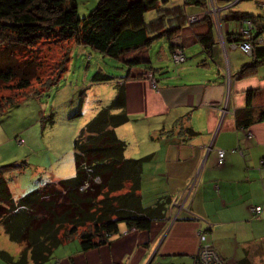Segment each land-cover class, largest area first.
I'll use <instances>...</instances> for the list:
<instances>
[{
    "label": "crops",
    "instance_id": "1",
    "mask_svg": "<svg viewBox=\"0 0 264 264\" xmlns=\"http://www.w3.org/2000/svg\"><path fill=\"white\" fill-rule=\"evenodd\" d=\"M260 3L264 2L251 4L256 12L247 8L233 12L259 16ZM228 16V12L224 14L225 20H232ZM236 29L234 23L224 24V34ZM207 30V23L185 25L171 39L186 56L176 76L163 74L165 62L161 61L171 59V51L164 49L155 56L156 65L151 64L154 82L146 77L148 69H130L133 78L124 80L129 121L115 128L116 135L127 142V157L149 156L142 165L140 182L145 205L161 196L174 198L197 177L195 187L183 198L187 210L180 211L174 221L169 217L154 221L148 230L127 229L120 224V231L108 244L87 251L80 250L79 241L69 245L67 240L44 264H192L200 230L227 264H264V163H260L264 160V120H260L264 63L238 78L252 57L226 46V40L224 53L216 44L212 57L206 55L197 37ZM195 44L196 50H190ZM151 50L150 46L132 55L152 62ZM249 91H253V121L244 129L237 126L235 112L245 108ZM186 127L196 134H186ZM238 147L243 155L237 152ZM216 149L225 150L221 165ZM5 157L0 154V163ZM255 206H261L257 216L251 211ZM175 212V208L169 210L168 216ZM21 249L22 245L11 242L0 228V250L16 257ZM0 264L7 263L0 258Z\"/></svg>",
    "mask_w": 264,
    "mask_h": 264
},
{
    "label": "trees",
    "instance_id": "2",
    "mask_svg": "<svg viewBox=\"0 0 264 264\" xmlns=\"http://www.w3.org/2000/svg\"><path fill=\"white\" fill-rule=\"evenodd\" d=\"M78 2L0 0V91L13 88L21 92L39 78L41 62L33 53L42 42L60 47L69 45L59 74L67 70L70 53L76 45L88 46L104 57L117 59L128 69L126 75L116 80L101 69L92 75L91 84L113 82L115 94L108 102H100L96 114L76 135L73 176L48 181L15 196L6 174L26 164L14 161L0 165V228L11 242L22 245L16 257L0 250V258L7 264H44L58 246L74 235L78 237L80 250L87 251L108 244L120 231V224L127 229L148 230L154 221L169 217L171 197H158L150 205L143 203L142 165L149 156L127 157V142L116 135L115 128L129 121L124 80L133 78L130 69L142 66L153 75L152 62L132 53L166 38L172 60L175 49L183 52L181 46H173L171 39L186 25L185 17L191 13L186 6L197 7L195 11H198L205 0H183L181 6L173 7H162L161 0H97L84 16L79 15ZM151 10L155 15L146 20L145 14ZM228 15L236 27L242 17L251 16L233 11ZM207 24V32L198 35L197 42L202 52L212 57L217 43L213 26ZM224 40L228 41L226 46L238 42L237 29L225 33ZM249 57L251 64L242 66L238 78L264 63V47L255 48ZM59 76L47 85L56 84ZM252 93H247L245 108L235 112L239 128L247 129L253 121ZM21 100L0 98V116ZM74 115H80V111ZM260 120H264V106ZM184 130L190 136L196 134L191 127Z\"/></svg>",
    "mask_w": 264,
    "mask_h": 264
},
{
    "label": "rangeland",
    "instance_id": "3",
    "mask_svg": "<svg viewBox=\"0 0 264 264\" xmlns=\"http://www.w3.org/2000/svg\"><path fill=\"white\" fill-rule=\"evenodd\" d=\"M96 2L97 0H79V15L88 14ZM255 2H264V0H242L232 6L231 12L236 8H247L250 13L256 12V9L251 7ZM182 4L183 0H161L162 7ZM191 8L195 7L186 6L188 12L192 11ZM154 13L152 10L148 11L145 14L146 20L153 17L151 15H155ZM225 13L227 11L224 10L221 26L223 33L225 23H234L236 28L233 20H225ZM187 18L186 16L185 20ZM209 21L210 19L205 18L198 22H186V25L195 27ZM213 27L216 32L214 39L224 53L226 47L218 36L220 32L214 25ZM187 32L184 31L183 35L188 36ZM262 44L264 42L256 46ZM195 45L193 49H189L196 50L198 44ZM38 47L39 50H35L38 52L34 51L33 54H37L38 62H41L39 78L33 80L31 86L24 91L19 92L13 88H4L0 91V98L22 99L0 116V154L7 155L0 165L14 161H24L26 164L21 169H15L7 174L9 188L15 196L38 188L48 181L73 176V141L83 125L96 114L100 101L108 102L114 92L113 82L91 84L92 75L96 70L101 69L115 76L116 80L126 75L128 71L117 59L104 57L88 46L76 45L70 53L67 70L64 74H59L69 45L60 47V44L42 42ZM151 47L152 63L156 65L155 56L161 55L163 51L166 53L169 51L166 38L157 39ZM161 62H165L163 68L166 71L163 74L171 76H176L178 67L182 65V63H174L171 59ZM58 75L60 76L56 84L47 85L56 77L58 79ZM146 77L154 81L150 71H147ZM78 110L80 115H74ZM20 140L21 142H18ZM130 150H132V141ZM74 243H78V237L75 235L68 241L69 245Z\"/></svg>",
    "mask_w": 264,
    "mask_h": 264
},
{
    "label": "built area",
    "instance_id": "4",
    "mask_svg": "<svg viewBox=\"0 0 264 264\" xmlns=\"http://www.w3.org/2000/svg\"><path fill=\"white\" fill-rule=\"evenodd\" d=\"M242 0H205L204 6L195 12H191L187 14L188 17L186 19L187 23L198 22L202 19H210V24L216 27L217 31H219L218 36L222 40L223 44L224 33L221 31V26L223 22L222 12L225 10L227 12H231L232 6L236 3H239ZM261 7V14L259 16H245L240 19L237 23V37L240 39L238 42H233L229 45L232 49H240L246 55L251 56L254 52V47L256 44H261L262 40H264V3L259 4ZM214 29V27H213ZM215 32V29H214ZM216 34V32H215ZM172 60L174 63L179 64L185 60V56L181 49H175L174 54L172 56ZM154 82V81H153ZM222 113L226 111L223 108ZM250 137V133H248ZM18 142H21L18 141ZM237 152L243 155V151L241 148H236ZM217 161L218 164H222L224 161L225 150L224 149H216ZM261 164L264 163V160H261ZM196 178L192 177L188 182L183 192L177 193L174 198H172V202L170 205V211L175 208L176 212L171 216L172 219H175L179 216L180 211L187 210L184 206L183 198L187 197L193 190L196 185ZM185 196V197H184ZM251 211L254 216H257L261 211V206H255L251 208ZM199 238V248L197 253L194 256V261L192 264H226L225 261L219 256L215 248L212 246L210 241L207 239L206 235L203 231H198ZM181 264V263H176Z\"/></svg>",
    "mask_w": 264,
    "mask_h": 264
},
{
    "label": "water",
    "instance_id": "5",
    "mask_svg": "<svg viewBox=\"0 0 264 264\" xmlns=\"http://www.w3.org/2000/svg\"><path fill=\"white\" fill-rule=\"evenodd\" d=\"M225 109H226V107H225ZM209 147L211 148V145ZM169 219H171L172 221H174V220L178 219V217H176L175 219H172L171 216L169 215Z\"/></svg>",
    "mask_w": 264,
    "mask_h": 264
}]
</instances>
